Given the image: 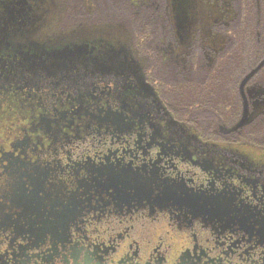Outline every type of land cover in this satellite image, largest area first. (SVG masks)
<instances>
[{"label":"flooded vegetation","instance_id":"1","mask_svg":"<svg viewBox=\"0 0 264 264\" xmlns=\"http://www.w3.org/2000/svg\"><path fill=\"white\" fill-rule=\"evenodd\" d=\"M37 2L0 0V264H264V0Z\"/></svg>","mask_w":264,"mask_h":264},{"label":"rangeland","instance_id":"2","mask_svg":"<svg viewBox=\"0 0 264 264\" xmlns=\"http://www.w3.org/2000/svg\"><path fill=\"white\" fill-rule=\"evenodd\" d=\"M34 1H37V0H33V2ZM43 1L42 0H38L37 3L39 4V7L48 8V9L54 11L57 8V6H58L57 0H43ZM215 10H216V8L213 7L212 11L215 12ZM52 16L55 18L57 15H55V13L52 12Z\"/></svg>","mask_w":264,"mask_h":264},{"label":"water","instance_id":"3","mask_svg":"<svg viewBox=\"0 0 264 264\" xmlns=\"http://www.w3.org/2000/svg\"><path fill=\"white\" fill-rule=\"evenodd\" d=\"M264 65V59L258 64V66L252 70L243 80L242 84H244L253 74H255L259 69H261Z\"/></svg>","mask_w":264,"mask_h":264}]
</instances>
